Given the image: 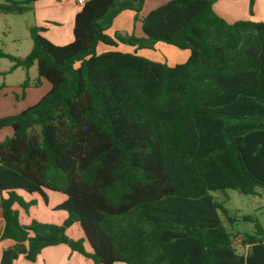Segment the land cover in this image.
<instances>
[{"label": "trees", "instance_id": "1", "mask_svg": "<svg viewBox=\"0 0 264 264\" xmlns=\"http://www.w3.org/2000/svg\"><path fill=\"white\" fill-rule=\"evenodd\" d=\"M40 0H4L0 13L24 14ZM61 1V0H56ZM145 0H87L76 14L73 41L53 44L30 28L26 57L0 50L13 67L37 66L50 91L19 114L0 117V209L5 221L0 264L35 261L68 245L94 264H264V227L244 234L238 253L229 225L237 222L211 192L256 195L264 188V22L228 23L216 0H171L141 20L143 37L110 36L124 11ZM254 14V1L250 15ZM164 43L189 51L176 66L118 44L153 50ZM27 79L22 87H29ZM60 193L62 225L20 223L17 194ZM79 224L84 239L66 231ZM87 242L91 252H87Z\"/></svg>", "mask_w": 264, "mask_h": 264}, {"label": "crops", "instance_id": "2", "mask_svg": "<svg viewBox=\"0 0 264 264\" xmlns=\"http://www.w3.org/2000/svg\"><path fill=\"white\" fill-rule=\"evenodd\" d=\"M215 5L216 13L224 18L225 20L230 19L233 23L239 20H252L249 8L251 0H217ZM256 5L254 8V18L260 20L255 22H264V0H255ZM82 6L78 5L77 0H40L34 4V15L35 24L37 27H44L40 33L42 36L47 38L53 44L58 46L68 45L73 41V28L74 20L76 14L80 11ZM156 7V6H155ZM157 8V7H156ZM155 9V8H154ZM121 15V14H120ZM119 15V16H120ZM119 16L114 20L112 28L107 32L110 36L111 30L118 21ZM146 16V15H145ZM123 24V23H121ZM130 30V29H129ZM139 34L136 36L142 38V25H140ZM121 33V32H119ZM122 34V33H121ZM135 33H131L132 35ZM155 45L154 50H140L136 54L142 56L158 63H166L167 60L160 59L157 55L158 47H162L166 52H173L172 58L167 64L171 67L175 66L172 63L178 62L179 64L185 63L189 57L190 53L186 50H171L166 46ZM111 47H106L99 45L97 52L104 53L107 51H112ZM124 53H130L125 51ZM178 65V64H177ZM21 69V68H19ZM18 70V69H17ZM24 70V69H23ZM16 71V70H15ZM9 72V71H8ZM10 74V73H8ZM38 79V78H37ZM36 79V80H37ZM24 82L16 85V87L5 86L4 84L0 86V117H6L11 115H16L37 104L51 89V84L45 80H41L39 87L33 86L30 81L29 87H22ZM43 90V92H42ZM13 136V131L10 128H5L0 132V142H3L8 137ZM46 200L40 194H27L22 191H18L17 194L22 197V199L27 203H33L28 211H25L19 205H15V209L19 213L20 223L24 226H29L33 221L62 225L64 221L68 218V213L64 211H59L56 208L66 201V197L58 196L53 194L55 192L44 191ZM61 195V194H60ZM8 195L6 193H0L1 198H6ZM43 201V204H42ZM45 205V206H44ZM5 221L0 209V234L3 232ZM66 234L73 240L84 239L83 231L81 230L79 224H74L70 227ZM239 236L244 237L243 234ZM14 242L10 240L0 241V263L2 260V254L8 248L14 246ZM85 250L91 252V248L87 242L84 243ZM244 254L248 251V247H243ZM14 264H94L92 260L84 257L78 252L73 251L68 245L61 244L57 246H51L45 248L41 254L38 255L35 261H29L25 256H20ZM123 264V263H117Z\"/></svg>", "mask_w": 264, "mask_h": 264}, {"label": "rangeland", "instance_id": "3", "mask_svg": "<svg viewBox=\"0 0 264 264\" xmlns=\"http://www.w3.org/2000/svg\"><path fill=\"white\" fill-rule=\"evenodd\" d=\"M169 1L171 0H145L140 12H135L132 10H126L122 12L118 18V21L110 32L111 35L122 33L121 35L126 36L131 33H135L134 35L137 36L139 34L138 29H140L142 18L145 17V15H147L154 8L164 5ZM253 1L255 8L256 1ZM217 2L218 1L216 0V2L214 3V10ZM3 3L4 0H0V4ZM251 17L252 19H255V21H260L254 18V14L251 15ZM226 21L230 24L233 23L230 19ZM34 25L36 26L33 10L24 14L0 13V50L17 57H26L31 52L33 47V41L30 36V28ZM38 28L40 29V32L46 29L44 27ZM158 46H166L171 50H179L164 43H159ZM111 49L119 52L128 51L130 53H139L140 51L136 47H130L124 44H118L116 48ZM157 55L160 59H165L169 63V60L172 58L171 56H173V52H166L162 47H158ZM172 64L176 66L179 63L173 62ZM12 67L13 64L9 60L0 58L1 73L8 72ZM37 78V66L34 65L29 70L18 69L10 74L0 75V86L4 84L5 86L16 87L17 84L24 82L27 79L34 83ZM53 194L63 196L62 194L60 195V193ZM210 194L216 199V201L224 204L225 208L228 211V214L231 217L237 219V222H234L233 225H229L224 216H221L223 222L227 226L228 231L233 234L234 244L239 234H252L254 232L253 224L241 221L243 216L250 215L258 218L261 225L264 227V188L258 187L256 195H243L233 190H227L224 192H211ZM236 249L238 253L241 254L244 253L245 250L241 247H236Z\"/></svg>", "mask_w": 264, "mask_h": 264}, {"label": "built area", "instance_id": "4", "mask_svg": "<svg viewBox=\"0 0 264 264\" xmlns=\"http://www.w3.org/2000/svg\"><path fill=\"white\" fill-rule=\"evenodd\" d=\"M86 1L87 0H78L77 3H78V5L83 6ZM234 245L236 247H241V248L245 247V245H244V238L241 237V236H238L237 239H236V241H235V244Z\"/></svg>", "mask_w": 264, "mask_h": 264}, {"label": "water", "instance_id": "5", "mask_svg": "<svg viewBox=\"0 0 264 264\" xmlns=\"http://www.w3.org/2000/svg\"><path fill=\"white\" fill-rule=\"evenodd\" d=\"M132 1H136V0H132Z\"/></svg>", "mask_w": 264, "mask_h": 264}]
</instances>
